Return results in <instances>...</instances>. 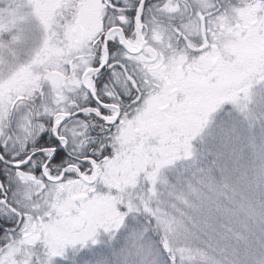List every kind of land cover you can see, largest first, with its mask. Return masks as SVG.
I'll use <instances>...</instances> for the list:
<instances>
[{
	"label": "rangeland",
	"instance_id": "obj_1",
	"mask_svg": "<svg viewBox=\"0 0 264 264\" xmlns=\"http://www.w3.org/2000/svg\"><path fill=\"white\" fill-rule=\"evenodd\" d=\"M102 8L101 0H0V134L5 133L8 149L4 160L15 158L25 144L18 143L31 120L23 107L39 103L50 116L58 110L57 95L65 100L62 84L69 85V61L82 52L87 37L95 41ZM230 11L234 16L247 14L249 22L258 19L249 40L220 43L224 52L201 55L196 66L209 68L210 74H191L173 109L159 112L164 102L154 99L148 114L152 119L137 117L136 122L149 120L141 135L134 132L136 118L116 135L113 156L99 172V189L73 190L74 196L95 190L88 200L72 203L70 194L56 207L51 200L56 187L44 191L43 184L28 176L21 182L16 175L21 183L19 188L14 185L19 195L12 189L14 203L24 209L32 201L27 197L40 192L36 206L44 214H55L41 216L44 230L31 239H24L26 234L18 229L11 233L9 240L17 236L18 246L0 254V264H93L90 258L98 253H116V264H158L159 249L152 237L161 231L174 234L171 241L164 239L180 264H264V4L257 3L256 17L236 7ZM115 39L121 40L119 33ZM136 41L128 40L131 48ZM93 44L99 48V61L104 59L102 41ZM176 63L170 59L171 66ZM71 85L80 91V73ZM79 91L76 94H83ZM21 112L28 115L19 117ZM62 117L68 118L61 115L56 122ZM89 172L92 175L90 167ZM91 175L86 180L91 181ZM199 175H205L199 182L203 191L195 183L189 190L222 223L213 227L206 218L209 230L192 235L180 231L182 225L158 197L172 192L177 201H187L183 189ZM85 219L89 225L93 220L101 223L90 228ZM167 259L171 264L169 253Z\"/></svg>",
	"mask_w": 264,
	"mask_h": 264
},
{
	"label": "flooded vegetation",
	"instance_id": "obj_2",
	"mask_svg": "<svg viewBox=\"0 0 264 264\" xmlns=\"http://www.w3.org/2000/svg\"><path fill=\"white\" fill-rule=\"evenodd\" d=\"M101 1L103 8L97 13V31L93 37L95 40L93 43L96 42L97 44V41H102L104 51L103 62L98 63L99 48H95L92 40H89V37H87L82 52L69 61V85L66 86L67 97L65 100H62V96H60L55 101L59 105L58 110L56 112L54 110L53 114L48 116V118H51L50 120L54 121H56L55 119L58 116H67L68 123L60 130L62 132L67 128L75 130V141L78 140V143H75V146H71L72 141L70 137V146L67 148V159H71L70 164L72 165H74L72 163L73 156L69 151H80L85 141L89 139H99V143L103 145L106 140L114 139L116 135H121L124 129H127L135 118L137 126L134 132L136 135H141L143 133L141 128H147L149 120H145L144 122H136V120L139 114H144V119H152L150 115L148 117V114L153 112L152 100L156 99L164 102L157 108L161 113L173 109L177 103L174 99L179 95L181 87L187 79L192 75L205 77L210 74L209 68L201 70L196 66L201 59V55L218 53L220 51L224 52L220 43L232 41L246 42L249 40L252 30L258 26L257 18L249 22L247 14L246 17L234 16L230 10L234 7L240 8L243 11L246 10L248 13L251 12L252 16L256 17L255 8L257 3L264 4V0ZM140 2H143L145 5L142 16L134 18L128 15L135 10L136 5ZM165 4H167V8L163 12L159 11L158 9L163 8ZM171 27L173 30L170 29ZM118 33L120 34V41L118 39L114 40V37ZM130 38L138 39L133 48L130 47L128 42ZM170 59L176 60L177 63L174 64L176 68L174 65L171 66ZM214 60H216L215 63L217 64V58L212 60V64ZM80 65L83 67L82 71L77 70ZM179 69H181L180 73L178 72ZM79 73L81 86L80 91H78L83 93L80 95L76 94L78 91L77 87L74 88L75 84L71 85V81H76ZM129 74L136 77L134 85L129 86L124 84L122 87H117L118 82L114 80V76H122L123 79L124 77L130 78ZM88 78L90 85L93 84V90L92 85L89 88ZM89 92H91V95H89ZM120 92H123V97L118 94ZM112 97L115 98L112 99ZM97 100L102 101L104 104H109L110 102V106L115 111L104 119L99 118L95 114L89 115L88 113L90 112L94 113L93 101ZM55 102H53V107ZM63 103L66 105L63 106ZM100 106L103 105H97V107ZM50 107H52V104H50ZM69 110H71L70 116ZM155 114L156 118L161 117V115ZM47 122L44 118L43 122L40 120V123H38L39 126L43 124L47 128ZM59 124L57 123V125ZM83 132L87 134L81 135ZM36 134L39 135L38 132ZM4 136L5 133L0 134V147H3L7 151ZM111 145L108 143L109 147ZM88 151H93V149H89ZM27 152L31 154V149H27ZM23 153L24 151L22 150L20 154ZM0 156H4V152H0ZM6 161L2 160L0 162L6 165ZM83 161L78 160L79 164L76 165L77 167H74L80 174L82 172L86 174L89 171V165L86 166L87 162ZM65 164H69L68 160ZM39 165L38 161L34 162V167H39ZM52 170L54 173L59 171L60 180L64 181L61 183L60 180H57L55 184L46 182L49 184V188L50 185L57 188L54 198H52L55 201V205L59 206L61 200L65 199L67 195L73 194L75 186L76 191L80 192L90 187L89 183L78 176V173V178L75 182L74 175L72 174L73 168L69 169L67 178H65V172L60 166L54 165ZM15 171L21 182L23 177H27L20 173L18 169ZM16 175L15 177H17ZM28 177L30 181L35 180L38 185H42L37 176L28 175ZM1 183L3 182L0 181V185H2ZM43 190H47V187L44 186ZM9 192L10 187L7 185L0 188V202L5 198L9 202L11 200L14 202L13 198L10 200ZM93 192L92 190L91 193ZM39 196L40 193L38 192L32 198L34 202H31L32 206L30 205V210L35 214V219L31 220L27 230L23 231L26 234L25 237L35 235L42 224L41 211L35 203L36 198H39ZM87 196L89 198V195ZM73 199L74 194L71 198L72 203H74ZM9 217L7 209L0 207V228L3 229V233H0V241L4 239V234H7V238L9 239L11 233H14L17 229L10 230ZM16 237H12L11 242L7 245L0 243L1 257H3L5 251L9 250L10 246L15 243L18 245Z\"/></svg>",
	"mask_w": 264,
	"mask_h": 264
},
{
	"label": "snow or ice",
	"instance_id": "obj_3",
	"mask_svg": "<svg viewBox=\"0 0 264 264\" xmlns=\"http://www.w3.org/2000/svg\"><path fill=\"white\" fill-rule=\"evenodd\" d=\"M145 5L143 2H140L136 5L134 11L130 12L128 15L132 17H141L143 13ZM167 8V4L164 5L163 8L158 9L159 11H164ZM114 50V49H113ZM103 59L101 57L98 63H102ZM110 62V60H109ZM129 77H124L120 79L119 76H114V80L117 81V87H122L124 84L129 86L134 85L136 77L134 75L129 74ZM121 97H123V92L118 93ZM91 95V92H89ZM115 97H112L114 99ZM102 104L103 106L97 107V105ZM79 106V105H77ZM94 113H88L89 115H97L99 118L104 119L108 117L111 113L115 111L113 107L109 104H104L102 101H93ZM69 110V116H70ZM48 127L45 128L43 124L39 126L37 129L25 128L24 131L26 133L25 140H31V144L25 143L23 146L24 154L21 155L19 153L16 154L17 158L13 162V167L17 168L20 173L25 176L33 175L37 176L39 182L47 187L46 182H50L55 184V181L60 180L59 171L53 173L52 166L58 165L65 172V178L68 177L69 169L77 167L72 164H65L64 161L68 157L67 148L70 146L69 139L71 137L72 145L75 146L76 133L72 128H67L65 131H61V128H64L68 123V119L61 122L57 125L56 121L50 120L47 122ZM118 123V121H117ZM39 133L37 135L36 133ZM83 135V133H81ZM49 139L51 143H49ZM31 149V154H28L27 149ZM0 152H5L3 147H0ZM103 155V153H102ZM4 156H0V161L4 160ZM9 160L13 158L11 156L7 157ZM37 158L42 159V163L39 167H34V162ZM31 169V171H30ZM82 170V168H81ZM75 175V173H72ZM63 183V180H60ZM3 186L0 185V188ZM6 196V193H5ZM0 207L7 209L9 216L12 219V223L15 228L20 231H26L29 222L35 219V214L30 212L28 209H21L19 205L15 203H10L6 198L0 202ZM19 221L17 224L16 222ZM39 223V222H38ZM44 223H51V220H45ZM101 221L93 220L91 225L87 219L84 220V224L86 227L95 228L99 227ZM40 230L43 231V224L40 226ZM0 233H3V229L0 228ZM11 241L7 238V234H4V239L0 241L4 245L9 244ZM162 250L164 252L169 253V257L171 258V264H177V260L175 259V253L170 249L169 244L165 239L161 241ZM116 253H106V254H96L94 257H91L93 264H116L115 261Z\"/></svg>",
	"mask_w": 264,
	"mask_h": 264
},
{
	"label": "clouds",
	"instance_id": "obj_4",
	"mask_svg": "<svg viewBox=\"0 0 264 264\" xmlns=\"http://www.w3.org/2000/svg\"><path fill=\"white\" fill-rule=\"evenodd\" d=\"M205 175H211V173L206 172ZM205 175H199L189 180V187L183 189L185 195L187 196V201L185 202L177 201L172 192L161 193L158 197V202H160L163 207L168 209L169 215L174 217L175 220L182 225L180 228L181 232L187 230V232L192 235L200 232H207L209 229L205 223L206 218L213 227L218 228L222 223V220L219 217L213 218L209 209L205 207L203 201L193 196L192 192L189 190L191 185L195 183L198 190L203 191V189L199 187V182L201 180H205ZM148 223L155 225V219L149 218ZM149 235L151 236V229L149 230ZM173 235L174 234L161 231L159 236L152 237L156 241L159 249L158 264H168V253L162 250L161 241L165 238V236H167L168 240L171 241ZM201 239H203V237H201ZM177 264H180V262L178 261Z\"/></svg>",
	"mask_w": 264,
	"mask_h": 264
},
{
	"label": "trees",
	"instance_id": "obj_5",
	"mask_svg": "<svg viewBox=\"0 0 264 264\" xmlns=\"http://www.w3.org/2000/svg\"><path fill=\"white\" fill-rule=\"evenodd\" d=\"M171 30H173L172 29V27L170 28ZM176 29V28H175ZM38 104L39 103H33V106L32 107H23L21 110H23V111H25L26 113H29V115L28 114H26V113H24V112H21V113H19V117H21L22 115H28L29 116V119L31 120V121H29L28 123H27V128H32V129H36L38 126H39V123H40V120H41V122H43L44 121V118L43 117H48L47 116V114L44 112L45 111V109H44V107H39L38 106ZM49 104H51V103H49ZM14 107H15V105H13V109H12V111H10V116L11 117H14L15 115H14ZM30 111H32V112H30ZM37 116V117H36ZM35 119V123L34 122H32L33 120ZM38 119H39V121H38ZM39 122V123H38ZM37 124H38V126H37ZM112 140H113V138H111V139H109V140H106L105 141V143L103 144V145H101L100 143H99V139H93V140H86L85 141V144L80 148V151L81 152H79V151H69L70 152V154L73 156V160H72V163L74 164V165H77V164H79V162H78V160L77 159H83V158H94L95 160H97L99 163H100V171H101V169H102V167L104 166V160L108 157V158H112V156H113V153H111V151H113V148H112V146H108V143H110V144H112ZM24 143H28V144H31V140H23V141H20L18 144H20V145H23ZM49 143H51V140L49 139ZM104 148H103V147ZM108 147V148H107ZM23 149V148H22ZM30 149V148H29ZM89 149H93V151H88ZM19 152H21V151H19ZM18 152V153H19ZM102 153H103V155H102ZM24 154V153H23ZM23 154H21V155H23ZM17 158V156H15V158H13L12 160H9V159H7V161L8 162H11V163H13L14 162V160ZM68 160V162H69V164L71 163V159L70 158H68V159H66L65 161H64V163H66V161ZM35 161H38L40 164L42 163V159L41 158H37ZM55 166H57V165H55ZM54 167V165L52 166V168ZM16 168H13V167H10V166H6V165H4L3 163H1L0 162V181H2L3 183H1L4 187H6V185L8 186V187H10V192H9V195H10V200L13 198L11 195H12V189H13V191L15 192V194H17L16 193V190H15V188H14V185H16L17 187H18V182H20L18 179H17V177H15V175H16ZM53 171V170H52ZM53 173H54V171H53ZM21 183V182H20ZM99 183H100V180H99ZM99 183L97 184V188H99ZM19 188V187H18ZM49 189V184H47V190ZM8 190V189H7ZM44 191H46V190H44ZM17 195H19V194H17ZM20 197V196H19ZM22 197V196H21ZM36 197V196H35ZM35 197H34V199H35ZM60 197V196H59ZM33 198V196L32 197H27V202H29L31 199ZM37 200H39L40 199V196H39V198H36ZM51 200H53V199H51ZM31 202H34L33 200L31 201ZM29 203V205H27L26 204V206L24 207V209H28L30 212L32 211V210H30V205L32 206V203ZM10 203H14L12 200H11V202ZM35 203H36V201H35ZM54 203V202H53ZM52 204V203H51ZM21 205V204H20ZM52 205H54V204H52ZM58 205H56V207H57ZM38 208H40V207H38ZM22 209V208H21ZM55 209V208H54ZM40 211H41V208H40ZM54 211L55 210H53L52 211V213L51 214H44V212L43 211H41L40 212V215L42 216V215H46L47 216V219L48 218H50V217H52L55 213H54ZM53 214V215H52ZM40 216V217H41ZM42 218V217H41ZM16 223H18V221L16 222ZM9 224H10V230H13L15 227H14V225H13V223H12V219H11V217H9ZM26 238V237H25ZM24 238V239H25ZM31 239V236L30 237H28L27 238V240L28 239ZM23 239V240H24ZM36 241H39L40 240V237H39V239L37 238V239H35ZM25 242H27L26 240H24ZM29 243V242H28ZM29 244H31V243H29ZM10 247H14L13 245L12 246H10Z\"/></svg>",
	"mask_w": 264,
	"mask_h": 264
},
{
	"label": "water",
	"instance_id": "obj_6",
	"mask_svg": "<svg viewBox=\"0 0 264 264\" xmlns=\"http://www.w3.org/2000/svg\"><path fill=\"white\" fill-rule=\"evenodd\" d=\"M77 24L78 25L80 24V16H78ZM178 72L180 73L181 72V69H179ZM88 161H90V163H94V161L92 159H89ZM85 198H86L85 195H83V196H77V197L74 198V201H82Z\"/></svg>",
	"mask_w": 264,
	"mask_h": 264
},
{
	"label": "bare ground",
	"instance_id": "obj_7",
	"mask_svg": "<svg viewBox=\"0 0 264 264\" xmlns=\"http://www.w3.org/2000/svg\"><path fill=\"white\" fill-rule=\"evenodd\" d=\"M87 82H88V85H90V80H89V78L87 79Z\"/></svg>",
	"mask_w": 264,
	"mask_h": 264
}]
</instances>
